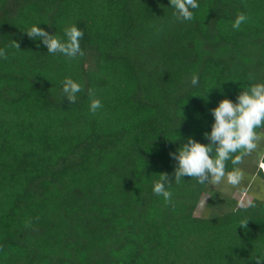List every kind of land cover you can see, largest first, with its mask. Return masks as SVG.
Wrapping results in <instances>:
<instances>
[{
	"label": "trees",
	"instance_id": "obj_1",
	"mask_svg": "<svg viewBox=\"0 0 264 264\" xmlns=\"http://www.w3.org/2000/svg\"><path fill=\"white\" fill-rule=\"evenodd\" d=\"M199 4L182 22L168 0H0V264H264V199L196 217L207 183L171 182L172 203L151 190L181 141L207 142L210 109L264 81V0ZM37 22L75 24L83 54H48L23 33Z\"/></svg>",
	"mask_w": 264,
	"mask_h": 264
},
{
	"label": "clouds",
	"instance_id": "obj_2",
	"mask_svg": "<svg viewBox=\"0 0 264 264\" xmlns=\"http://www.w3.org/2000/svg\"><path fill=\"white\" fill-rule=\"evenodd\" d=\"M168 5L173 9L175 19L182 22H191L194 10L200 7L199 0H168ZM247 20L245 13L238 12L232 20V30L238 31ZM38 23L32 24L23 33L34 43L39 41L44 45L48 54H60L70 60L83 54L80 47L83 32L75 24L65 28L63 36H57L38 27ZM12 46L18 49L14 41ZM5 58L6 51L0 48V60ZM247 82L235 101L224 98L210 109L213 118L210 131L202 133L206 143L188 137L180 142L175 152L169 153L170 158L176 162L174 179L170 180L167 173H161L152 184L154 195L162 197L166 203H172V192L169 190L171 182L179 184L184 180L183 177L195 178L199 184L219 185L222 181L231 186L240 184L243 172L235 166L241 163L245 155L257 150L259 143L264 140L258 131L264 128V81L252 83L249 77ZM189 83L193 87L197 86L198 76L192 75ZM80 92L81 84L73 78L65 77L61 82L60 97H65L69 103H75ZM88 95L89 112L95 114L102 108L101 100L96 98L91 88L88 89ZM229 161L234 167L226 170V162ZM261 166L264 167L260 163ZM249 206H253L251 202ZM238 207L243 208L244 204ZM247 221L246 218L240 219L234 229L237 226L246 229ZM261 258L264 257L258 256V260Z\"/></svg>",
	"mask_w": 264,
	"mask_h": 264
},
{
	"label": "rangeland",
	"instance_id": "obj_3",
	"mask_svg": "<svg viewBox=\"0 0 264 264\" xmlns=\"http://www.w3.org/2000/svg\"><path fill=\"white\" fill-rule=\"evenodd\" d=\"M260 134L264 137V132ZM262 142L263 145L259 143L258 146V149H261V151L264 150V140H262ZM258 149L245 155L239 164L238 168L243 172V179L239 185L231 186L223 181L219 185L207 184V190L202 195L195 209L194 215L196 217H212L224 211L235 209L240 204H244L245 207L249 205V202L262 201L264 199V187H262L261 181L256 176L258 169L261 170V172L264 171V167H260V160H257L258 157L261 156ZM210 194L213 195L211 201L214 203L218 202L220 205L222 204L221 208L212 206L211 204L210 207L206 206Z\"/></svg>",
	"mask_w": 264,
	"mask_h": 264
},
{
	"label": "crops",
	"instance_id": "obj_4",
	"mask_svg": "<svg viewBox=\"0 0 264 264\" xmlns=\"http://www.w3.org/2000/svg\"><path fill=\"white\" fill-rule=\"evenodd\" d=\"M260 144L263 145V142L261 141ZM259 148H260V147H259ZM258 150L260 151L261 156L258 157L257 160H260V158H262V156L264 155V150H262V151H261V149H258ZM255 160H256V159H255ZM257 162H259V161H257Z\"/></svg>",
	"mask_w": 264,
	"mask_h": 264
}]
</instances>
